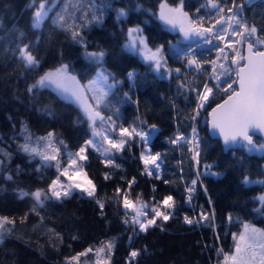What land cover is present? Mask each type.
I'll use <instances>...</instances> for the list:
<instances>
[{"label": "trees", "instance_id": "16d2710c", "mask_svg": "<svg viewBox=\"0 0 264 264\" xmlns=\"http://www.w3.org/2000/svg\"><path fill=\"white\" fill-rule=\"evenodd\" d=\"M100 1L106 4L101 22L79 32L85 47L73 40L71 30L62 29L54 21L57 15H64L68 23L71 15L83 14L94 0H0V216L15 221L6 225L10 231L3 232L0 264H66L67 258L107 241L115 243L110 264H127L133 250L139 252L133 264H213L221 249L230 247L232 233L238 232L243 223L264 229V207L257 200L264 184L243 183L245 176L252 181H264V154L248 152L244 143L224 151L219 141L207 134V110L234 89L233 83L232 89L224 90L234 81L233 74L214 81L211 61L218 65L222 60L224 54L217 59V49L224 44L214 40V46L203 45L201 41L197 47L195 40L184 41L180 33L158 20L160 2L177 7L180 0ZM216 2L226 8L232 4V0ZM40 3L49 8L47 17L39 28H33L34 13ZM236 3L243 5L241 19L249 26L255 25L257 35L264 39V0ZM121 8L128 16L117 20V10ZM184 11L192 19L204 17L205 26L217 18L208 0H184ZM136 26L143 29L149 47L164 46L167 68H179L182 75L173 71L170 78H162L149 64L125 50L128 29ZM23 44H29L41 60L39 68L27 70L20 61L18 49ZM189 45L196 49L203 65L200 70L187 64L184 53ZM101 50L105 52L102 63L86 55ZM226 54L231 56L227 49ZM61 64H68L71 74L81 83L89 80L99 67L120 81L98 110L118 126L136 125L148 130V125H156L148 146L153 154L159 152L163 158L159 178L144 171L140 159L144 144L135 140L123 152L115 153L119 167L108 165L99 153L87 148L84 169L95 185V197L73 192L61 201L47 200L40 208L31 196H20L21 191L47 190L56 176L53 167H41L38 158L20 151L24 126L32 136L53 131L67 150H76L90 136L88 122L71 101L60 98L52 89L28 92L40 75ZM130 71L136 73L134 80L128 79ZM204 85L213 92L193 120L197 91L203 92ZM193 127L200 144L199 165L192 159L190 146L170 143L177 134L190 137ZM253 141L260 139L255 137ZM206 165L212 166L209 171L220 175L206 174ZM198 171L199 179L189 204L187 188L197 179ZM105 174L111 178L105 179ZM9 175L12 180L6 179ZM133 178L135 183L129 189L128 182ZM117 188L127 192L133 202L139 198L146 203L149 216L153 206L171 195L175 201L172 217L168 221L158 219V226L147 232L134 231L133 225L123 224L125 209L121 197L116 195ZM97 200L105 205L103 214ZM201 210H214L211 225L184 222L185 215L198 217Z\"/></svg>", "mask_w": 264, "mask_h": 264}, {"label": "snow or ice", "instance_id": "6c2138e0", "mask_svg": "<svg viewBox=\"0 0 264 264\" xmlns=\"http://www.w3.org/2000/svg\"><path fill=\"white\" fill-rule=\"evenodd\" d=\"M208 2L211 8L215 10L217 17L214 22L209 21L208 26H205L204 17L198 16L196 19H192L184 11V0H180L177 7H170L166 2L161 3L158 19L165 25L170 26L172 30H178L182 33L185 40H195L197 47L201 46V41L203 45H213L214 40L222 42L224 47H218L217 59L220 58L219 54L226 53V49L231 52V63L236 65L235 74L238 79L228 83L227 88L224 90L228 91L232 89L233 83L238 84V90L232 89L231 94L228 95L224 103L218 104L212 109V128L219 131L226 145L243 141L248 146L250 152L257 150L264 153V144L257 146L253 141L252 135H250V130L264 132V50H254L257 45H264V39H261L257 35L258 29L255 25L249 26L246 21L241 19L243 5H238L236 0H232L231 6L227 8L217 3L216 0H208ZM47 12L45 3H40L39 10L34 13L33 28L41 26L47 17ZM127 16L128 12L125 9L121 8L117 10V20L126 18ZM92 19L97 23L101 22L99 15H93ZM54 23L63 29L67 21L64 15H57ZM68 29L71 30L73 40H77L86 47L81 34L72 28L71 25H68ZM128 36L131 39L124 46L125 50L139 55L162 78L165 75L170 78L173 71L178 76L182 75L179 68H167L163 45L156 46L155 48L149 47L142 28L139 26L129 28ZM245 42L247 55L242 54L240 49L236 47V45L243 46ZM18 53L20 61L27 70H35L40 67L41 60L33 53L29 44H23L18 49ZM86 55L90 60L102 63L105 52L101 50L99 52H89ZM184 56L189 67L194 66L196 70L202 68L203 65L197 58L196 49L192 48L191 45H189V50L184 53ZM223 58L225 61L228 60L226 54ZM211 63L213 64L214 79L219 81L220 76L216 74L217 61H211ZM219 68L224 70L225 75L229 74V70L225 68L223 63L219 64ZM127 76L129 80H134L136 73L130 71ZM110 79L112 83H109ZM118 83L112 73L106 74L105 71H101L95 79L88 81L86 85H81L77 77L71 74L68 64H61L53 70L45 71L28 87V92L30 93L39 89H52L60 98L76 103L80 107L84 119L89 124L91 138L84 142L79 151L68 153L67 166L61 167L60 148L55 146L53 139L55 134L50 132L47 136L38 137L33 140L32 133L29 132L27 126H24L22 133L24 143L19 145L20 151L33 158L39 157L42 161L41 167L54 166L59 174L50 182L47 190L21 191V197L31 196L40 208L44 207V203L47 200L55 199L61 201L70 197L75 189L86 193L88 197H95L96 189L91 180H84L83 182L74 181L70 184H66L61 180V177H67L69 181H72L74 176L81 175L83 171V164L81 162L88 159L86 155L88 147L101 151L108 165L119 167V165L115 164V153L123 152L125 146L135 140H139L145 146L149 144L151 135L156 130V125H148V130H145L143 126L136 125H131L127 128L122 125L118 126L111 117H104L98 110L99 106L107 101L110 92ZM181 87H186V85L181 84ZM89 92L93 94L92 99L95 101V105L88 102L87 97ZM212 92L213 89L207 85H204L203 92L197 91L198 104L194 110L193 120L200 115V110L204 108ZM124 95L127 97V93H124ZM43 110L49 111L47 108ZM97 121L108 125V129L106 131L97 130ZM59 143L63 145V141H59ZM170 143L181 145L182 147L190 146L189 151L193 153L192 159L199 165L200 144L195 127L192 128L190 137L177 134L171 138ZM140 159L143 161L146 173L152 175L155 172L157 173V178H159V172L163 163L161 154L159 152L153 154L150 147H146V150L141 153ZM52 162L55 163L53 164ZM211 167V165L205 166L206 174L220 175L209 171ZM37 170L39 171V169ZM84 175L86 176V174ZM110 178L108 174H105V179ZM6 179L12 180L13 177L9 175ZM198 179L199 171L197 179L192 180L191 186L187 188L189 204H191L192 193L195 191ZM165 182L167 183V181ZM133 183H135V178L128 182L129 189ZM243 183L245 185L251 183L264 184V181H252L249 177L245 176ZM206 191L207 189H205ZM116 195L117 197H121V203L125 209V219L123 222L133 225V230L138 232H147L149 228L158 226V219L168 221L172 217L171 210L175 208L174 198L169 195L164 197L158 205L151 208L152 215L149 216L148 211H146L148 205L141 202L139 198H137L136 202H133V200L129 199L128 193H122L120 188L116 189ZM258 199L261 205L264 206V195H261ZM209 203L211 204L210 198ZM97 204L103 214L104 203L97 200ZM162 208L163 210H161ZM128 210H131V213ZM214 219V210L211 212L201 210L198 217L184 216V222L188 225H211ZM232 219V216L229 215L228 220L231 222ZM14 223L13 219L7 216H0V243L3 242V232L10 231V229H6V225H13ZM233 239L236 241L235 250L232 254H224L223 264H264V229L244 223L243 231L238 235L233 234ZM114 247L115 243L109 241L103 247L95 249V251L98 256L106 252L107 258L105 264H108ZM90 252H93V248L91 247L86 249L85 252L67 258L66 264H79L80 258ZM138 255V251H131L129 264H133L134 259ZM97 264H100L99 259L97 260Z\"/></svg>", "mask_w": 264, "mask_h": 264}, {"label": "rangeland", "instance_id": "374dc122", "mask_svg": "<svg viewBox=\"0 0 264 264\" xmlns=\"http://www.w3.org/2000/svg\"><path fill=\"white\" fill-rule=\"evenodd\" d=\"M161 3H164V1H162V2H160V4ZM160 4L158 5V10H157V13H156V17L158 18V14H159V6H160ZM105 6H106V4L105 3H101V1L100 0H94V3H93V5L91 6L90 5V7H89V9L87 10V11H84V13L83 14H81V15H77V14H73V15H71V17L69 18V20H68V23L65 25V29L66 30H69L68 29V25H71L72 26V28H74L76 31H78V32H80L83 28H88V27H90L91 25H93V24H99V23H97V22H95L93 19H92V17H93V15H99L100 17H101V20H102V18H103V16H104V13H105V11H104V9H105ZM45 8H46V10H48L49 8L47 7V5H45ZM39 10V6L37 7V9H36V11H38ZM159 20V19H158ZM160 21V20H159ZM162 22V21H161ZM163 23V22H162ZM164 24V23H163ZM165 25V24H164ZM167 28H169V29H171L170 28V26H168V25H165ZM172 30V29H171ZM173 31H176V32H178V33H180L178 30H173ZM181 34V36H182V39L184 40V41H189V40H185L184 38H183V35H182V33H180ZM131 38L127 35V41H126V43H125V45L129 42V40H130ZM236 47H238L239 49H240V51L242 52V46L241 45H236ZM226 54V53H225ZM224 54V55H225ZM224 55L222 56V57H224ZM227 55V54H226ZM140 60H142V61H144L139 55H136ZM231 57H232V54H231V56L230 57H228V60L227 61H225L224 60V58H222V60L218 63V65H217V72H216V74H218L219 76H220V80L219 81H222V80H225L226 79V75L224 74V70L223 69H221V68H219V64L220 63H223L224 65H225V68L226 69H228L229 70V74H233L234 75V80H235V68H236V65H234V64H232L231 63ZM145 62V61H144ZM228 62V63H227ZM145 63H147V62H145ZM147 64H149V63H147ZM101 71H105V73L107 74V73H109V71H107L105 68H103V67H99L97 70H96V72L93 74V76L89 79V80H87V81H85V82H83V83H81V85H86L87 83H88V81H90V80H93V79H95L96 77H97V74L99 73V72H101ZM162 71H163V69H162ZM156 73V72H155ZM157 75H159L158 73H156ZM229 74H227V75H229ZM160 76V75H159ZM165 78H169L167 75H165L164 76ZM116 81H118V80H116ZM214 81H217L216 79H214ZM119 83L116 85V87L114 88V89H112V91L110 92V94H109V96L112 94V92L113 91H115L116 90V88L119 86V84H120V81H118ZM109 83H112V80L110 79L109 80ZM92 93L91 92H89L88 93V102L89 103H91V104H93V105H95V101L92 99ZM108 96V97H109ZM108 99V98H107ZM73 103V102H72ZM74 105H76V106H78L76 103H73ZM103 104V103H102ZM101 104V105H102ZM78 108L80 109V107L78 106ZM81 110V109H80ZM108 129V125H106V124H101V122H99V121H97V130H100V131H106ZM118 131V130H117ZM156 131V130H155ZM154 131V132H155ZM50 132H52V133H54L53 131H49L48 133H50ZM153 132V133H154ZM48 133H46V134H44V135H38V136H33V140H35L36 138H38V137H44V136H47L48 135ZM152 133V134H153ZM55 134V133H54ZM113 135V134H112ZM89 138H91V132H90V136L87 138V139H89ZM54 143H55V146H57V147H59L60 148V162H61V167H66L67 166V162H68V153H75V152H77V151H79V148L81 147V146H83L84 145V142L87 140H85L84 142H83V144L79 147V148H77L76 150H67V149H65L64 148V142H63V145H60V143H59V141H63L61 138H59V137H57L56 136V134L54 135ZM97 140H99V138H97ZM22 143H24V140L22 141V142H20V144H22ZM257 146H259V145H262V144H264V140H260V142H254ZM19 144V145H20ZM244 145H245V148H246V150L248 151V152H250L249 150H248V146L244 143ZM146 147H149L148 145L147 146H145L144 145V147H143V149L141 150V152H140V157H141V153L143 152V151H145L146 150ZM88 148H90V149H92V150H94L95 152H97V153H99V155H101L102 156V158L105 160V157H104V155H102V152L101 151H96L94 148H92V147H88ZM250 153H255V154H264V153H262V152H260V151H257V150H254V151H251ZM36 158H38L39 160H40V158L39 157H36ZM41 161V160H40ZM42 162V161H41ZM85 162V161H84ZM84 162H81L82 164H83V171H82V173H81V175H79V176H74L73 177V180L72 181H69L68 180V178L67 177H61V180L64 182V183H66V184H70V183H73L74 181H76V182H83L84 180H91L90 179V177L87 175V173H86V171H85V169H84ZM141 162H142V165H143V167H144V171H145V166H144V164H143V161L141 160ZM53 164L55 163V162H52ZM55 170H56V176L59 174L58 173V171H57V169L54 167V166H52ZM146 172V171H145ZM153 173H155V172H153ZM160 173V172H159ZM84 174H86V176L84 175ZM155 174H157V173H155ZM56 176L53 178V179H55L56 178ZM52 179V180H53ZM92 181V180H91ZM257 181H261V180H257ZM92 183H93V181H92ZM94 184V183H93ZM73 192H79V193H82V192H80V190H78V189H75V190H73ZM85 196H87L86 195V193H83ZM261 195H264V189H263V192L262 193H260L258 196H257V200H258V202L260 203V205H261V202L259 201V197L261 196ZM262 206V205H261ZM262 207H264V206H262ZM131 211V210H130ZM149 214V213H148ZM244 224V223H243ZM243 224H242V226H241V229L238 231V232H236V233H232V235H231V240H232V242H231V245H230V247L228 248V249H224L223 251H220V253H219V256H218V258L214 261V263L213 264H223V257H224V254H232L233 252H234V250H235V243H236V241L233 239V234H239V233H241L242 231H243ZM248 224H250V223H248ZM251 225H253V224H251ZM254 227H256V228H259V229H263V228H261V227H259V226H256V225H253ZM107 242H109V241H107ZM107 242H104V243H102V244H100V245H96V246H92L91 248H93V252H90V253H88L86 256H82L81 258H80V263L79 264H97V260L99 259L100 260V264H105V260H106V258H107V253L105 252V253H101L99 256L97 255V253H96V251H95V249H98V248H101V247H103ZM88 249V248H87ZM86 251V249L84 250V251H82V252H85ZM81 253V252H80ZM88 259V260H87ZM110 260H111V258H110ZM108 264H110V261L108 262ZM127 264H129V262L127 261Z\"/></svg>", "mask_w": 264, "mask_h": 264}, {"label": "water", "instance_id": "95a60500", "mask_svg": "<svg viewBox=\"0 0 264 264\" xmlns=\"http://www.w3.org/2000/svg\"><path fill=\"white\" fill-rule=\"evenodd\" d=\"M254 50H257V49H254ZM258 50H264V46ZM242 54L244 55H247V48H246V42L243 44L242 46ZM238 78L236 77L235 75V80H237ZM234 89L235 90H238V84L237 83H234ZM231 94V92L229 93ZM227 94L222 100H220L219 102L215 103L214 105H212L208 110H207V114H206V125H207V134L209 135L210 138L212 139H217L219 141V143L221 144L222 148L224 151H227V150H231V149H235L237 147V145L239 144V142H243V141H238L237 143L235 144H229V145H226L224 143V140H223V137L222 135L219 133L218 130H214L212 128V124H211V112H212V109L215 108L218 104H222L224 103V101L227 99L228 95ZM250 135H252V137H258L262 140H264V132H261L259 130H250ZM245 143V142H243ZM246 144V143H245Z\"/></svg>", "mask_w": 264, "mask_h": 264}, {"label": "built area", "instance_id": "2783aa9c", "mask_svg": "<svg viewBox=\"0 0 264 264\" xmlns=\"http://www.w3.org/2000/svg\"><path fill=\"white\" fill-rule=\"evenodd\" d=\"M123 224H124V225H127V224H125L124 222H123Z\"/></svg>", "mask_w": 264, "mask_h": 264}]
</instances>
